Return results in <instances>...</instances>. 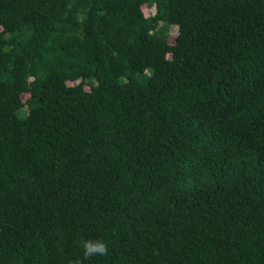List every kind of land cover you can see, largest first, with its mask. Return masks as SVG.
Here are the masks:
<instances>
[{"label":"trees","instance_id":"1","mask_svg":"<svg viewBox=\"0 0 264 264\" xmlns=\"http://www.w3.org/2000/svg\"><path fill=\"white\" fill-rule=\"evenodd\" d=\"M75 260L264 264V0H0V264Z\"/></svg>","mask_w":264,"mask_h":264},{"label":"clouds","instance_id":"2","mask_svg":"<svg viewBox=\"0 0 264 264\" xmlns=\"http://www.w3.org/2000/svg\"><path fill=\"white\" fill-rule=\"evenodd\" d=\"M83 249V258L90 259L94 256H104L108 253V244L102 239H81L79 241ZM69 264H82L80 260L69 261Z\"/></svg>","mask_w":264,"mask_h":264},{"label":"rangeland","instance_id":"3","mask_svg":"<svg viewBox=\"0 0 264 264\" xmlns=\"http://www.w3.org/2000/svg\"><path fill=\"white\" fill-rule=\"evenodd\" d=\"M143 12L145 15H149L153 12V9L148 7L147 5H143ZM175 36H176V27L172 26L171 30H170V37L168 38V42L169 43H173L175 40ZM86 89H89V86H85ZM25 97V96H24Z\"/></svg>","mask_w":264,"mask_h":264}]
</instances>
